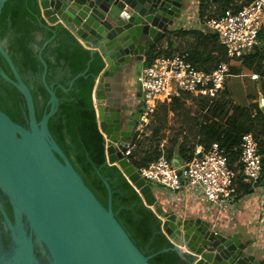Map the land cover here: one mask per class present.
Masks as SVG:
<instances>
[{"label": "water", "instance_id": "1", "mask_svg": "<svg viewBox=\"0 0 264 264\" xmlns=\"http://www.w3.org/2000/svg\"><path fill=\"white\" fill-rule=\"evenodd\" d=\"M7 0H0V13ZM192 0H38L40 14L48 24L62 23L92 51L103 57L104 68L96 78L92 98L98 127L104 135L105 158L116 165L139 192L144 204L162 220L161 229L173 247L191 256V264H264V247L242 240L238 232L215 229L200 217H182L167 211L158 202L150 182L130 164L126 155L132 130L127 123L126 96L116 109L114 83L127 86L132 62L143 60L150 44L164 38L185 15ZM40 51V48H39ZM0 53L13 78L1 68L0 76L24 97L27 126L14 122L0 110V190L12 210L8 217L0 201V214L8 230L9 243L0 238V264H37L34 240L44 245L50 264H149L114 217L85 185L80 175L52 138L48 119L56 111L58 99L45 82L49 94L40 120L36 119L33 98L7 54L5 39ZM80 74L75 76L73 80ZM70 81L68 87L71 86ZM131 85H129V89ZM67 89V88H65ZM126 91H129L128 89ZM124 95V94H123ZM139 96V94H137ZM143 95H141V98ZM259 108L264 115V103ZM176 157L171 161L174 164ZM9 247V250H7Z\"/></svg>", "mask_w": 264, "mask_h": 264}, {"label": "trees", "instance_id": "2", "mask_svg": "<svg viewBox=\"0 0 264 264\" xmlns=\"http://www.w3.org/2000/svg\"><path fill=\"white\" fill-rule=\"evenodd\" d=\"M250 1L241 0L237 4L234 0H217L221 10L206 12L209 0H201L199 18L204 22L220 11L228 8L235 10ZM171 35L193 36L196 41L194 47L181 51L187 54V59L193 66L211 71L218 63L226 61L224 49L218 43L216 34L210 37L203 36L201 31L195 29H181L166 35L167 43L164 49L157 48L155 44L149 45L143 61L145 66L152 64L159 56L171 53L173 46ZM3 39L6 41L9 58L30 89L37 120H40L49 109L47 105L49 94L41 80L44 69L41 59L44 61L45 82L54 90L58 99L57 109L47 123L52 138L104 207L108 206V190L104 182L106 181L110 189V206L114 217L134 245L145 256H149L148 263L191 264V256L181 254L173 247L161 229L162 220L150 206L144 204L139 192L122 171L116 165L106 162L105 140L98 127L92 98L96 78L104 68L101 54L84 46L64 24H48L40 14L38 0H7L4 3L0 13V40ZM208 39L213 40L214 48L212 42L207 44ZM239 59L244 67L253 70L259 77H264V41L261 43L259 40L256 47ZM0 68L13 78L1 53ZM78 74L80 75L73 80ZM72 80L71 86L68 87ZM186 100L196 102L201 110L195 119L194 142H185L183 139L179 141L175 136L164 155L157 145L137 140L138 136L132 132L126 157L135 170L147 166L162 155L170 161L178 156L181 163L187 162L192 157L196 145H202L207 149L213 142H217L224 149L229 165L233 166L238 158V149L234 148L239 145L243 134L252 133L262 155L259 183L264 185V115L257 103L253 104L252 108L235 105L226 98L220 88V93L213 99L205 96L197 98L183 96L174 98L171 103L159 104L150 123L164 121L169 113H174L176 109L184 110L183 102ZM253 108L256 109L254 115L251 113ZM0 110L14 122L27 126L23 95L1 76ZM0 199L12 220L11 205L1 190ZM1 242L4 247L8 245L7 233L2 235Z\"/></svg>", "mask_w": 264, "mask_h": 264}, {"label": "built area", "instance_id": "3", "mask_svg": "<svg viewBox=\"0 0 264 264\" xmlns=\"http://www.w3.org/2000/svg\"><path fill=\"white\" fill-rule=\"evenodd\" d=\"M263 22L264 0H251L235 10L228 8L201 21V26L217 35L225 53L226 61L211 71L193 66L187 54L179 51L163 54L152 64L143 65L134 82L135 97H143L132 132L139 134L149 125L159 104H168L183 96L216 98L229 73L228 61L241 58L259 44ZM250 77L259 78L255 73ZM234 149H238V158L233 166L229 165L224 149L213 142L207 149L196 145L190 160L178 167L162 155L136 171L152 184L153 190L176 192L188 186L199 189L208 202L222 207L237 195L238 178L255 187L261 177L262 155L254 135L243 134Z\"/></svg>", "mask_w": 264, "mask_h": 264}, {"label": "crops", "instance_id": "4", "mask_svg": "<svg viewBox=\"0 0 264 264\" xmlns=\"http://www.w3.org/2000/svg\"><path fill=\"white\" fill-rule=\"evenodd\" d=\"M200 1L201 0H192L189 6V8L191 7V9L189 10L188 8L182 19L178 20L173 27L169 28V31L166 34L181 29H195L201 31V34L203 36H213L215 34L214 32L200 25L201 21L197 16L199 15ZM235 2L238 4L241 2V0H234V3ZM207 5L208 6L206 7V12L221 10L218 7L217 0H209V3ZM171 36L173 41L171 52H181L186 49H192L196 44L193 36ZM76 38L83 44V42L78 37ZM259 40L261 43L264 41V22L260 31ZM210 42H212V47L214 48L215 44L213 43V40L208 39L207 44ZM166 43L167 36L159 40L155 45L157 48L164 49L166 47ZM143 61L144 59L142 60V62ZM228 68V76L225 78L221 86V91L226 95V98L230 99L233 104L241 106L243 108H252V105L256 103L259 107L260 99L264 103V77L260 76L258 79H252L250 75L253 74V70L244 67L241 64L240 59L238 58L229 60ZM128 76L129 82L127 81L126 87V83H123L122 93L120 92V83H114V97L116 99H113V104L116 105V109H120L121 106L119 96L122 98L123 102L126 93L129 92L126 90H129L130 82L131 88H134L135 86L133 80V78L135 77L130 74ZM93 103L94 106L96 105V103L101 105L102 101H96L93 99ZM137 109L138 107H135L134 110L137 111ZM134 110H132L131 113H133ZM129 111L127 118L132 119L133 115H130ZM251 113L252 115H254L256 113V109L253 108ZM178 160L179 158L178 156H176L174 164L177 163ZM154 192L159 203L167 211H172L182 217H200L204 220L209 221L211 226L215 229H221V227H224L231 230V232H238L242 235V240L244 242L255 245L257 247H264L263 184L259 183L258 186L254 187L242 182V180L238 178L237 195L230 204H226L222 207L215 206L214 204L208 202L203 197L199 189L188 186H185L184 188L176 192H168L162 189L154 190Z\"/></svg>", "mask_w": 264, "mask_h": 264}, {"label": "rangeland", "instance_id": "5", "mask_svg": "<svg viewBox=\"0 0 264 264\" xmlns=\"http://www.w3.org/2000/svg\"><path fill=\"white\" fill-rule=\"evenodd\" d=\"M190 9L191 7L189 8V10ZM143 65L144 63L141 60L134 61L132 64L130 75L136 78L137 72ZM135 78H133L134 82ZM134 88H131V90L126 93V102L128 103L129 110H134L135 107L139 106V101L141 102V98L135 97L136 91H133ZM183 103L184 110L178 111L176 109L174 113H169L167 118L162 122H151L145 130L139 132L140 134H136L138 136L137 140H140L142 142L149 141L153 145H157V147L162 150L164 155L166 153L165 150L170 147L171 141L175 136L178 137L179 141L183 139V141L185 142H194L193 135L196 130L195 119L200 115L201 110L197 103L194 101L186 100ZM131 115H133V119L136 120L139 113L134 110ZM129 128L132 130L133 125L129 126Z\"/></svg>", "mask_w": 264, "mask_h": 264}, {"label": "flooded vegetation", "instance_id": "6", "mask_svg": "<svg viewBox=\"0 0 264 264\" xmlns=\"http://www.w3.org/2000/svg\"><path fill=\"white\" fill-rule=\"evenodd\" d=\"M130 121L135 122V120L133 118L132 119H128L127 118L126 122L129 123ZM128 128H129V126H128ZM0 201L2 203L1 199H0ZM0 216H1L0 217V227H1L0 228V238H1L3 234H5V233L9 234V232L5 228V224H4V221L2 219V215H0ZM7 250H9V247H7ZM4 251H5L4 249H3V251H2V249H0V255L1 254L5 255ZM33 251L35 253L36 258L38 259L37 264H50L49 259H48V253H47L46 248L44 247V245H42L41 243H39L36 240H34Z\"/></svg>", "mask_w": 264, "mask_h": 264}]
</instances>
